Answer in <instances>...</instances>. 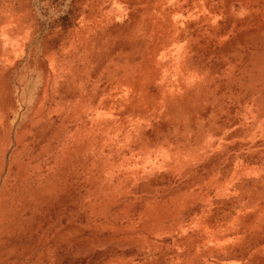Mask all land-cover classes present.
<instances>
[{
    "label": "rangeland",
    "instance_id": "rangeland-1",
    "mask_svg": "<svg viewBox=\"0 0 264 264\" xmlns=\"http://www.w3.org/2000/svg\"><path fill=\"white\" fill-rule=\"evenodd\" d=\"M0 264H264V0H0Z\"/></svg>",
    "mask_w": 264,
    "mask_h": 264
}]
</instances>
